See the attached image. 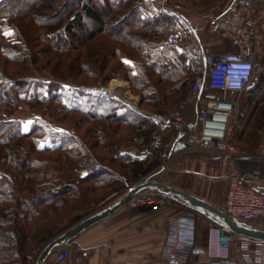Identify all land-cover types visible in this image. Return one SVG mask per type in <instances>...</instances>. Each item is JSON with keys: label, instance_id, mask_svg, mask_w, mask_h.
Listing matches in <instances>:
<instances>
[{"label": "trees", "instance_id": "trees-1", "mask_svg": "<svg viewBox=\"0 0 264 264\" xmlns=\"http://www.w3.org/2000/svg\"><path fill=\"white\" fill-rule=\"evenodd\" d=\"M18 2L19 0H0V29L13 33L12 48L5 51L0 50V57L4 58L6 63L19 62L24 67L28 63L29 69L37 68L39 63L36 57L46 52V49L29 53L30 47L38 46L40 42L58 35L68 34L75 38L77 36L74 33V27L84 29L83 25L87 21V23L97 24L98 27L91 29L88 34L82 32L77 37L76 43H69L68 46L72 45L71 51L79 49L82 52L84 50L83 54H78L80 58L87 54V46L94 45L103 48L100 56L93 57L90 63L97 65L100 70L109 68L110 73L123 72L124 76H128L134 84L133 89L139 91L141 100L145 101L146 105H153L159 114L166 116L178 107L177 103L167 110H160L169 105L165 98L168 89L164 88V94L167 93L165 96L159 91L157 93L156 89L161 83L159 75L162 77L166 75L167 69L174 71L169 78L171 80L169 88L171 93L177 94L178 101L176 102L182 101L189 92L193 75L183 74L189 68L188 57L174 48H170L172 54L165 53L167 48L163 47V41L173 24L163 13H156L151 3L140 0H30L24 9L13 12ZM95 4L103 6L101 7L105 16L103 21L93 11L92 7ZM38 8L48 14L51 19L49 21L41 19L36 28L37 33L33 34L34 31L29 33L30 24L23 19V16L29 13L30 17L35 16ZM107 23L111 25L110 28L115 24L121 28L113 32L106 31ZM63 42H65L64 39ZM48 45L55 54L62 48V44L48 43ZM106 51H112L111 56H104ZM29 54L33 59H27ZM133 58L141 60L142 64L133 62ZM132 62L135 65L133 74L130 72ZM72 64L74 67L76 65L80 67L82 62L78 64L74 61ZM177 66L179 69H176ZM1 68L0 264H33L41 245L52 235L48 232L50 235L42 234V236L33 238L32 234H36L40 225L36 226V222L45 221L50 215H58L56 208L66 204L65 201L68 199H75V193L81 184H87L91 189L96 190L104 188L108 193L122 191L128 183L141 174L144 162L128 153L120 154V147L133 145L139 149L142 148L151 140L155 128L152 121L148 119L138 116L128 117L125 113L120 114L118 106L109 107V110L104 111L102 105L96 102L95 105L84 108L75 104H66L64 101H56L54 94L47 100L39 92L40 84H37L36 92H27L25 81L6 75ZM73 70L70 76L74 80L90 82L92 77L84 76L85 74L80 76V71H83L81 67ZM152 75H157L158 78L155 79ZM56 76L60 77V75ZM252 81L247 88V102L242 105L240 112H236L232 122L230 141L233 145H235V129L239 128L240 133L248 129L247 118L250 117L254 108L257 109L256 114L262 107L257 99L264 94V72L258 74L255 81ZM51 85V83L48 84L47 89ZM83 87L88 88L84 85ZM154 92L159 95L157 99H154ZM97 96L109 99L101 95ZM99 101L102 102L101 99ZM106 101L111 102L110 99L103 100L105 103ZM20 102L32 105L54 103L61 108L57 115H64V119L78 115L89 126L83 136L75 130L63 134L58 141L49 140L40 118L33 117L26 130L21 128L20 119L12 118ZM93 107H99L101 111L94 110ZM258 119L260 124L253 126L250 130L253 136H258L259 132L262 135L264 117L261 115ZM82 125L83 122L78 123V126ZM121 128L127 130V136L120 135L118 131ZM116 133L118 138L114 137ZM260 144L252 152L257 151ZM97 148H100V151H97ZM40 154L51 155V158H43ZM74 163L77 165L73 170L76 179L67 177L64 180L53 174L54 170L50 166L57 164L65 167L72 166ZM114 164H118L121 169L125 170L126 176L116 173ZM90 192L84 191L80 194L88 195ZM6 219L10 220L8 226L15 233L12 230H3L5 225H2V222ZM49 221L52 220L49 219Z\"/></svg>", "mask_w": 264, "mask_h": 264}, {"label": "built area", "instance_id": "built-area-1", "mask_svg": "<svg viewBox=\"0 0 264 264\" xmlns=\"http://www.w3.org/2000/svg\"><path fill=\"white\" fill-rule=\"evenodd\" d=\"M238 3L239 0H228V4L219 10L194 11L178 2L157 0L155 10L176 26L185 25L191 33L186 47L190 51L188 67L193 80L179 110L167 116L144 113L134 105L129 108L152 121L155 128L151 140L140 150V153L153 157L154 162L148 172L141 173L139 182L149 180L154 169L169 161L168 156H175L179 152L175 149L180 144L186 150L219 154L222 158L219 177L226 183L222 211L238 222L252 226L254 221L264 217V129L257 151L248 153L233 145L230 141L232 122L239 105L237 98L228 96L240 95L250 86L258 67L255 57L261 51V42L257 20L244 13ZM208 29L227 36L238 50L212 53L198 37ZM181 38L178 28L167 36V42L177 45ZM122 90L115 92L110 86H101L97 92L125 104ZM191 110L194 118L188 121ZM167 125H173L176 131L170 141L164 138ZM160 153L167 158L161 161ZM154 192L146 191L138 200H132L140 206H148L151 211L166 207V196ZM195 211L190 207L185 210L183 222L190 221L192 226ZM206 217L204 264H264V241L235 235ZM180 226V217H170L162 248V264H189L188 241L180 238ZM68 256V249L61 246L42 264H64Z\"/></svg>", "mask_w": 264, "mask_h": 264}, {"label": "rangeland", "instance_id": "rangeland-1", "mask_svg": "<svg viewBox=\"0 0 264 264\" xmlns=\"http://www.w3.org/2000/svg\"><path fill=\"white\" fill-rule=\"evenodd\" d=\"M30 0H19V2L17 3V5L15 6V8L12 10L13 12H15L16 10L19 9H24L28 4H29ZM157 0H155L152 4V9L155 10L154 8V3ZM172 2H178L179 4L183 5L186 8H189L191 10L194 11H206V10H219L223 7H225L228 4V0H169ZM212 5H214L212 7ZM238 5L241 7V9L243 11H245L244 13H248L249 15L253 16L256 20H257V25L259 26V35H260V46H261V51L257 53L255 60H256V64L258 65L254 76H253V81H255L256 77L258 76V74H262L264 72V16L262 15L263 9H264V0H239ZM63 6H65V3H63ZM101 7H103L102 5H93V11L98 14V16L101 18V20L103 21L105 19V16L103 15V11L101 9ZM36 14L33 17H30V13L26 14L25 16H23V19L27 22H29L30 24V29H29V33L36 34V28L38 26L39 21L44 20V21H49L51 19V17L48 14H45V12L42 11V9L38 8L36 10ZM157 11V10H155ZM173 23V22H172ZM174 24V23H173ZM176 25V24H175ZM84 29L82 28H77L74 27V33L75 35L78 37L82 34V32H85L86 34H88L90 32V30H94L98 27L97 24L95 23H84ZM111 25H109L108 23L106 24V31H116L117 29H120L121 26H119L118 24H115L112 28H110ZM177 27L176 26H172V28L168 31L167 36L173 32L174 30H176ZM109 32V33H110ZM6 36H5V35ZM5 36V37H2ZM167 36L164 38L163 41V47H166L167 50L165 53L168 54H172V51L170 48H174L175 50L184 53L185 55H187L188 60L190 59V51L187 48H184L180 43L177 45H170L167 42ZM28 39V36H26ZM77 37H71L70 35L66 34L63 36H53L51 37L50 40L47 41H43L40 42V44L38 46H34V47H30L31 51L30 52H39L40 50H44L46 49V52H44L43 54H39V56L36 57V60H38L39 66L37 68H33V69H29L28 67V63L26 65V67H24L22 64L18 63H6V60L2 57H0V68L4 70L5 74L10 76V77H15V78H21V80L25 81L27 83V87H26V91L27 92H36L37 90V84H40V88H39V92L41 95H44L47 98L50 99V97L54 94L56 96L55 100L56 101H64L66 104H75L78 105L80 107H84L87 108L90 105H95L96 102H98L99 104L102 105V110L107 111L109 110V107H116L118 106V109L120 111V114L125 113L128 117L130 116H138L144 119H147L146 117H143L142 115L133 112L129 106L134 105L137 107L138 110H140L141 112L144 113H156L159 114V112H157V108H155L153 105L150 106L149 104H145V101L141 100V96L139 91L134 90L133 89V83H131L130 79L124 76L123 72H113L110 73L111 69L109 68H103L102 70H100V68L97 65H92L90 62L93 61V57L97 58L98 56H100V52L103 50V48L100 47H95L94 45L92 46H87V54L83 55V57L81 56L79 58V56L81 54L84 53V50L81 52V50L77 49L76 51H71V47L72 45L68 44H73L77 42ZM12 38H13V33L12 32H7L6 30H2L0 29V50L5 51V50H10L12 48ZM63 39L65 40V42H63ZM48 43H55L57 45L62 44V48L59 52H57V54H55L48 45ZM221 51H225L220 49ZM227 51V50H226ZM74 52V53H73ZM80 53V55L78 56V54ZM104 56H111L112 51H106V53H104ZM103 57H101L102 59ZM27 59H33V57L29 54ZM124 59V57H123ZM92 60V61H90ZM77 62L78 64L80 62H82L81 64V68L83 69V71H80V76H83V74H85L84 76H90L92 78H90V82L87 81V83L85 82H80L78 80H74L71 76V70L74 71L73 69H80V67H78L77 65L74 67V65L72 64V62ZM133 62L136 63H141L142 61L139 59H135L133 58ZM132 62V63H133ZM188 62V61H187ZM59 63V65H58ZM6 64V66H4ZM91 64V65H90ZM174 64V63H171ZM185 65V64H184ZM134 63L132 64V68L130 69L131 74L134 73ZM73 67V69H71ZM178 68V66L176 67V69ZM186 68V66H185ZM179 69V68H178ZM56 70V71H55ZM189 70V71H188ZM188 70H185V72H183L184 75H188L191 74L193 75V73L191 72V70L188 68ZM168 72H166L167 74L164 75L163 77L161 75H159V78L161 79V83L158 84L157 86V93L158 91L161 92V94H164L165 89H168L167 93L165 92V94H167V96H165V98L167 99L169 105L167 107H163L160 110H167L169 107L176 105L179 107V105H181L183 103V101L187 98L188 93L186 94V97L179 102L177 100V94L176 93H171L170 88H169V82L171 80H169V78H171L172 76V72H174L172 69H167ZM59 72V73H58ZM165 74V73H164ZM180 74V72H179ZM182 74V75H183ZM56 75H60V77L56 76ZM152 77H154L155 79L158 78L157 75H152ZM113 81H118L119 84L122 85V93L121 95L124 96L125 98L123 99L125 101V104L121 101L118 100H114V99H110L111 102H103V100H109V99H102L99 98L97 95H100L97 90L98 88H100L101 86H105L108 87L110 85V83H112ZM52 84L50 86L49 89H47V85L48 84ZM84 86H88V88L83 87ZM251 85V84H250ZM165 88V89H164ZM52 89V91L50 90ZM156 92L153 93L154 95V99L158 98L159 95ZM228 98L230 99H238V105L239 108L237 109V112H240L242 110V105L246 104L247 102V90H245L242 94L240 95H229ZM99 99L102 100V102L99 101ZM48 100V99H47ZM142 101V103H141ZM257 102L262 105V107L260 108L261 110L257 111V113L255 114L257 109H253L252 114H250V117L247 118V127L248 129H246L244 132L240 133L241 131L239 130V128L235 129L234 132V144L243 148L246 152L250 153L252 152L256 146L262 142L263 140V134L261 135V132H259L258 136H253L251 135V129L253 126H258L260 124L259 119L261 118V115L264 117V94L260 95L259 98L257 99ZM257 103V104H258ZM178 107L176 108L175 111L179 110ZM59 109H61L58 105L54 104V103H43V104H39V105H35V104H28L26 102H20L17 106V108L14 110L13 112V116L12 118H17L20 119L21 121V128L23 130L28 129L29 127V123L32 121L33 117H38L40 118L41 122H42V126L44 127V129L47 131V137L48 139H53L55 141H58L59 138L61 136H63V134L65 133H69V132H74L75 130L81 135L83 136L88 128V124H85V120L81 117H79L78 115H72V116H68L66 117V119H64V115L58 114L60 111ZM94 110L97 111H101V109L95 108L93 107ZM174 111V112H175ZM191 119L193 120L194 118V112L193 110H191L189 112ZM257 115V116H255ZM260 115V116H259ZM259 116V117H258ZM62 118V119H61ZM82 126H78V123H82ZM262 125V124H261ZM238 127V125L236 126ZM262 127V126H261ZM171 128H174L171 125H167L164 131V135L165 133L168 131H172ZM264 126L262 127L261 131H263ZM175 130V128L173 129ZM50 133H49V132ZM120 135L123 136H127V130L126 129H119ZM58 134V135H57ZM175 134V131H174ZM116 138H118L117 133L115 134ZM121 137V136H120ZM128 138V137H127ZM126 138V139H127ZM127 143V142H126ZM48 144H51V142H48ZM122 145V144H121ZM120 145V146H121ZM128 145V144H127ZM118 148V147H117ZM141 148L139 149L137 146H128L125 147V145H122L119 149L120 154L123 153H128L130 156L132 157H136L140 160H143L144 162V168L142 169L143 171L141 173L144 172H148V169L151 168V165L153 164L154 160L153 157L150 158V156L148 155H144L142 153H140ZM97 151H100V148H97ZM197 153L200 154V151H195ZM206 153V152H203ZM213 154V153H212ZM43 158H51V155H47V154H40ZM161 157V161L165 160L167 157L163 156L162 153L159 154ZM55 156V155H53ZM108 156V155H107ZM169 157V161H167V163L164 165V163L162 164V167L156 168L153 170V173H151V175L149 176V180H153L155 182H161V183H165L167 178H166V173L171 171L172 174L170 175H176L175 171H172L171 169H176L177 163L175 160L176 157H174V155L168 156ZM114 170L116 173H122V174H127V172L123 169H121V167H119L118 164H114ZM51 169L53 168V174H55L58 177H62L64 178V180L67 177L76 179V177H74L73 175V170L74 168L77 166L75 163L74 165L72 164V166L68 165V166H59L57 164H53L50 165ZM195 170V174L197 172H199V175H193L194 177H186V180H188V186H190V184H197V189H200V187L203 185V187L205 186L204 182L205 181H212L215 178V174H209V175H205V174H201L203 172L198 171L199 169L194 165ZM221 171V169H220ZM220 171L218 173V183L216 182L215 184L218 185L221 182L226 186V183L224 182L223 179H221L219 176ZM213 171H211L210 173H212ZM126 176V175H125ZM144 177V176H143ZM169 177V176H168ZM172 177L168 178V181L171 182ZM141 177L140 175L137 176L132 182L128 183L127 186L125 188H123L122 191L117 192V193H111V192H107L104 188H99V189H95V188H90L89 186H87V184H81L80 186H78V191H76L75 195L76 198L75 199H68L66 202V204H62L60 207L58 206L56 208V212H58V215H50L47 217V220H40V222H36V226L37 224H40L38 226V229L36 231V234H32L33 238H37L39 236L43 235H48L49 233H51L52 235L50 237H48L47 241L41 245L40 249L38 250V252L41 250V248L50 240L53 239L54 237L60 235L62 232L66 231L67 229H69L70 227H72L73 225H75L76 223H78L80 220L86 218L87 216L101 210L104 209L108 206H110L113 202H115L119 197H121L130 187H132L133 185L137 184L140 181ZM182 180V177H181ZM144 181V180H142ZM63 182V181H62ZM67 182V181H66ZM225 186L223 188L222 184H220V190H215V192L213 193V201H215L216 204V208L222 210V204H223V199H224V191H225ZM216 189V188H215ZM94 190V191H93ZM96 190V191H95ZM105 190V191H104ZM86 191L87 193L89 191H91L88 195H81L80 193ZM199 191V190H197ZM107 192V193H105ZM154 193H158L161 194L163 196H166L167 200H168V205L166 207H163L161 209H165V208H169L173 205L172 201L177 200L178 198H176L175 196H169V195H164L162 193H159L158 191H155ZM74 195V196H75ZM217 195V196H216ZM84 196V197H83ZM215 198V199H214ZM79 199V201H78ZM179 200V199H178ZM180 201V200H179ZM139 205V204H137ZM184 205H186L184 203ZM187 206V205H186ZM173 207V206H172ZM188 207V206H187ZM196 212V218L194 220H198V223H203V221L205 222V224H207L206 220L207 217L206 215H204L203 213L199 212V211H195ZM49 219H51L52 221H49ZM10 220H5L2 222V225H5L3 230H12V228L10 226H8L10 224L9 222ZM252 227L255 228H259V229H264L262 228L264 226V217L257 219L256 221H254L252 223ZM205 226V225H204ZM40 228V229H39ZM44 228V229H43ZM48 228V229H47ZM204 230V227H203ZM13 231V230H12ZM43 231V232H42ZM49 232V233H48ZM13 233H15V231H13ZM36 235V236H33ZM46 235V236H47ZM50 235V234H49ZM13 249V248H12ZM37 252V253H38Z\"/></svg>", "mask_w": 264, "mask_h": 264}, {"label": "crops", "instance_id": "crops-1", "mask_svg": "<svg viewBox=\"0 0 264 264\" xmlns=\"http://www.w3.org/2000/svg\"><path fill=\"white\" fill-rule=\"evenodd\" d=\"M140 1L149 2L152 6L155 0ZM155 12L160 13L159 11ZM262 15L264 16V9ZM176 27V30L179 28L182 35L179 43L187 48L186 42L191 35L190 31L182 24ZM198 37L212 53H221L232 49L238 50L237 46L228 41L227 36L213 29L202 32ZM224 48L225 51L220 50H224ZM190 119V114H188L187 120L191 121ZM171 129V132L168 131L164 135L166 141L174 138L175 130H173L174 128ZM178 151L174 156L176 157L175 160H173L176 161L178 167L171 169L172 171L176 170V175H170L172 174L171 171L167 172V180L164 185L196 196L216 206L217 203L213 201V193L215 190H220V184L223 188L225 186L222 182L218 185L215 184L218 183V173L222 162L221 156L209 152H200L199 154L193 150H186L184 147L179 148ZM194 165L199 169L198 171L203 172L201 174H215V178L212 181H205V186L202 185L200 189H197L196 183H191L188 186L189 182L186 180V177L193 178V175L200 174L199 172L195 174ZM211 171L213 172L210 173ZM168 176L172 177L171 182L168 181ZM146 191L154 190L146 189L135 195L133 199L138 200V197ZM172 202L173 207L151 211L149 208L137 205L135 201L131 200L63 244L62 246L66 247L69 252L68 259L64 264H162V248L170 217H180L181 219L180 238L188 241L189 264H204L203 249L207 237L205 222L198 223L196 219L192 221V226L190 221L183 222L182 213L188 210L189 207L178 199ZM134 203L136 205H133ZM58 248L60 246L56 249Z\"/></svg>", "mask_w": 264, "mask_h": 264}, {"label": "water", "instance_id": "water-1", "mask_svg": "<svg viewBox=\"0 0 264 264\" xmlns=\"http://www.w3.org/2000/svg\"><path fill=\"white\" fill-rule=\"evenodd\" d=\"M182 147L183 145L180 144L175 150ZM146 189L158 191L159 193H162L164 195L175 196L183 203H185L188 207L193 208L196 211H199L204 215L212 218L217 224L226 227L230 232L235 235L264 241V229H259L250 225L242 224L228 216L222 210L216 208L215 206L202 199L197 198L196 196L179 191L175 188L166 186L153 180H146L138 182L137 184L130 187L121 197H119L110 206L87 216L86 218L80 220L78 223H76L66 231L62 232L60 235L54 237L53 239H50L37 253L33 264H42V262L57 247L67 243L70 239L74 238L82 231L86 230L98 221L106 218L107 216L118 210L120 207L126 205L133 199L135 195Z\"/></svg>", "mask_w": 264, "mask_h": 264}, {"label": "bare ground", "instance_id": "bare-ground-1", "mask_svg": "<svg viewBox=\"0 0 264 264\" xmlns=\"http://www.w3.org/2000/svg\"><path fill=\"white\" fill-rule=\"evenodd\" d=\"M109 86H110L115 92H120V91L122 90V89H121L122 85L119 84L118 81H113L112 83H110ZM142 206H143V205H142ZM145 207L148 208V206H145Z\"/></svg>", "mask_w": 264, "mask_h": 264}]
</instances>
